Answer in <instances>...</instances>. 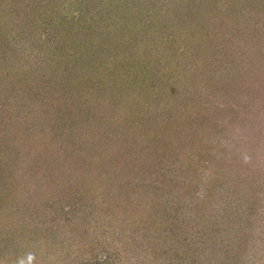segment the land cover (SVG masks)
<instances>
[{
    "label": "rangeland",
    "instance_id": "rangeland-1",
    "mask_svg": "<svg viewBox=\"0 0 264 264\" xmlns=\"http://www.w3.org/2000/svg\"><path fill=\"white\" fill-rule=\"evenodd\" d=\"M0 264H264V0H0Z\"/></svg>",
    "mask_w": 264,
    "mask_h": 264
}]
</instances>
